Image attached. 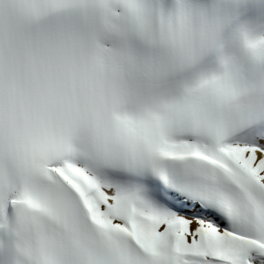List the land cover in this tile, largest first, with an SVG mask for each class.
I'll return each instance as SVG.
<instances>
[{"label":"snow or ice","instance_id":"1","mask_svg":"<svg viewBox=\"0 0 264 264\" xmlns=\"http://www.w3.org/2000/svg\"><path fill=\"white\" fill-rule=\"evenodd\" d=\"M0 264H264V0H0Z\"/></svg>","mask_w":264,"mask_h":264}]
</instances>
